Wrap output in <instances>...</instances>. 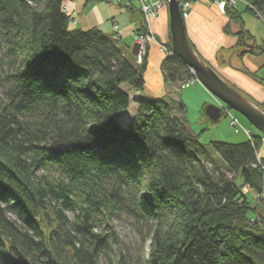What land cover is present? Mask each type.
Masks as SVG:
<instances>
[{"label": "trees", "instance_id": "trees-1", "mask_svg": "<svg viewBox=\"0 0 264 264\" xmlns=\"http://www.w3.org/2000/svg\"><path fill=\"white\" fill-rule=\"evenodd\" d=\"M63 1L0 0V264H264L263 134L201 144L180 99L144 94L148 48L138 62L119 37L68 29ZM249 1L264 22V0ZM224 13L226 34L239 26L229 48L264 56L237 6ZM160 70L192 79L174 54Z\"/></svg>", "mask_w": 264, "mask_h": 264}, {"label": "rangeland", "instance_id": "rangeland-1", "mask_svg": "<svg viewBox=\"0 0 264 264\" xmlns=\"http://www.w3.org/2000/svg\"><path fill=\"white\" fill-rule=\"evenodd\" d=\"M63 6L65 7L66 14L68 15V29L87 30L96 27L101 31L113 32V25L117 24L119 27L120 34L121 32L126 33V31L129 30V21H127L129 16L128 10L126 8L127 5H116L107 2L106 0H64ZM236 6L244 22L245 29L248 30L254 36V42L257 45H262V42L264 40V22L262 21L263 18L260 14L259 18L255 14L243 9V7H251L249 0H237ZM165 8L168 11L167 6ZM157 16L153 18L150 22L151 32L154 35L155 39L151 40L149 44H155L159 48L160 52H162L165 56L171 55L173 54L172 49L165 45L169 41V37H162L161 39H159L153 29L152 25L154 20H156ZM74 20H76L77 23H74ZM116 38L118 37L116 36ZM125 39L126 40H124L123 43L124 45H133V37L131 34H127ZM216 60L217 63L220 65H223L224 63L229 65L230 63L235 67L243 68L242 62L240 61L234 49L231 48L221 49L218 52V55L216 56ZM256 63L257 65H260V69L257 71L258 78H264V56L256 57ZM210 67H212V69L220 76L222 80L232 85V83L229 80H226L222 74H219L215 66L210 64ZM188 69L191 75L193 76V82L190 81L191 83L185 87H182L181 84H166L165 89L168 96L171 97L174 101H178L180 99L184 103V117L186 119L187 127L193 134L196 135L198 141L201 144L208 145L211 141L238 143L250 139L252 136L251 134L262 135L241 114L230 109L220 99L211 94L198 81L197 77L193 73V70L189 67ZM123 87L127 86L123 85ZM236 89L248 99H251L255 103L258 102L251 98L246 92L237 88V86ZM144 94L147 95L148 93L145 91ZM210 104L215 105L217 107L222 106L224 108V115H222L216 123L210 122V120L207 119L204 114V108ZM136 109V104L132 103L130 107L126 110V112L121 116V122H126L127 119L130 118L131 115H133V112H135ZM232 118L237 120L240 126L231 124L230 121L232 120ZM262 157H264V137L263 145L260 148L257 158L258 160L263 162L264 160L262 159ZM243 191L245 193H248L249 196L251 195L250 197L252 202H256L258 196L251 190H249L248 187L245 186L243 188ZM113 223L124 244L129 248H137L139 244V237L130 225L129 220L115 218ZM148 242L149 241H147V243H145L144 245L145 254L148 253Z\"/></svg>", "mask_w": 264, "mask_h": 264}, {"label": "crops", "instance_id": "crops-1", "mask_svg": "<svg viewBox=\"0 0 264 264\" xmlns=\"http://www.w3.org/2000/svg\"><path fill=\"white\" fill-rule=\"evenodd\" d=\"M127 21H129V30L126 33L121 32L120 34L117 24L116 30L113 29V32H103L121 38V43L123 44L127 34H131L133 37V31L136 28L135 24L131 23L130 16H128ZM227 23L228 17L217 5L205 1H198L194 3L192 13L185 20L186 34L197 53L206 60L207 64L215 66L219 74H222L226 80H229L235 88L237 86V88L246 92L254 100L264 103V84L256 81V76H258L257 71L260 69V65L256 63V57L260 56L253 55L249 52L244 54L239 58L243 64V68L235 67L230 63L229 65L226 63L220 65L217 63L216 56L218 52L221 49L231 47L236 40L232 33L238 30V24L230 23V34H226L223 28ZM168 24V11L164 7L159 11L152 25L159 39L168 37ZM132 46H130V50H132ZM147 48L148 56L144 73V92L146 91L148 93L147 95L151 97L168 96L165 89L166 84L163 81L160 70L161 61L165 55L160 52L155 44L150 43L147 45Z\"/></svg>", "mask_w": 264, "mask_h": 264}, {"label": "water", "instance_id": "water-1", "mask_svg": "<svg viewBox=\"0 0 264 264\" xmlns=\"http://www.w3.org/2000/svg\"><path fill=\"white\" fill-rule=\"evenodd\" d=\"M169 43L173 51L185 65L193 70L198 81L215 97L225 103L230 109L241 114L261 134L264 135V108L243 96L233 85L228 84L208 65L197 53L189 41L185 20L182 18L178 2L168 1ZM138 44L132 46V54H137ZM205 116L216 123L222 116L221 109L215 105L204 108ZM57 264V263H54Z\"/></svg>", "mask_w": 264, "mask_h": 264}, {"label": "built area", "instance_id": "built-area-1", "mask_svg": "<svg viewBox=\"0 0 264 264\" xmlns=\"http://www.w3.org/2000/svg\"><path fill=\"white\" fill-rule=\"evenodd\" d=\"M106 1L116 5H123V4L135 5L140 9V12L144 19L145 31L144 33H135L134 36V40L138 44V48H139L136 57L138 62H140L146 52L147 45L151 40L155 39L154 35L151 32L150 22L153 18L157 16V13L162 8L168 5L169 0H106ZM176 1L178 2L182 17L184 19H187L190 16L191 12L193 11L194 0H176ZM199 1L213 3L217 5L222 12H224V9L227 5L236 6L237 4V0H199ZM114 28H116V26H114ZM193 80H194L193 78L188 80L186 83H184V86H188L191 82H193ZM220 107L224 111V108L222 106ZM230 123L236 126H240L239 122L234 118H232ZM253 167H258L264 174V161L261 162L257 158V161L256 163L253 164Z\"/></svg>", "mask_w": 264, "mask_h": 264}]
</instances>
